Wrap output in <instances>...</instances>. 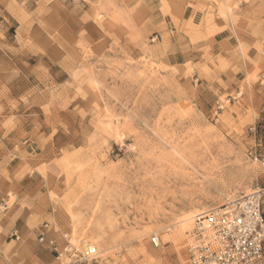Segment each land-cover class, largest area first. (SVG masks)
Here are the masks:
<instances>
[{
    "label": "rangeland",
    "instance_id": "374dc122",
    "mask_svg": "<svg viewBox=\"0 0 264 264\" xmlns=\"http://www.w3.org/2000/svg\"><path fill=\"white\" fill-rule=\"evenodd\" d=\"M120 1L0 0V144L101 264H186L194 216L264 186V90L169 65Z\"/></svg>",
    "mask_w": 264,
    "mask_h": 264
},
{
    "label": "crops",
    "instance_id": "0c3cea01",
    "mask_svg": "<svg viewBox=\"0 0 264 264\" xmlns=\"http://www.w3.org/2000/svg\"><path fill=\"white\" fill-rule=\"evenodd\" d=\"M119 3V2H118ZM137 33L169 65L189 64L206 84L233 92L264 90V0H122ZM124 4V5H123ZM0 144V264H60L47 244H62L42 178L28 149ZM47 227H44V225ZM43 236L46 241L39 242Z\"/></svg>",
    "mask_w": 264,
    "mask_h": 264
},
{
    "label": "built area",
    "instance_id": "2783aa9c",
    "mask_svg": "<svg viewBox=\"0 0 264 264\" xmlns=\"http://www.w3.org/2000/svg\"><path fill=\"white\" fill-rule=\"evenodd\" d=\"M259 80L264 83V74ZM263 199L264 186H259L197 213L184 241L186 264H264ZM61 238L62 244L43 236L38 240L47 242L60 264H101L94 243ZM150 241L160 244L155 236Z\"/></svg>",
    "mask_w": 264,
    "mask_h": 264
},
{
    "label": "bare ground",
    "instance_id": "6f19581e",
    "mask_svg": "<svg viewBox=\"0 0 264 264\" xmlns=\"http://www.w3.org/2000/svg\"><path fill=\"white\" fill-rule=\"evenodd\" d=\"M191 220V216H186V217H184L183 219H182V221H180V222H182L181 223V230L180 231H184L188 226H189V224H190V221Z\"/></svg>",
    "mask_w": 264,
    "mask_h": 264
}]
</instances>
